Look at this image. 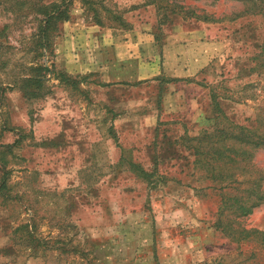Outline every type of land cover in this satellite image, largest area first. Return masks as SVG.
<instances>
[{
	"label": "rangeland",
	"instance_id": "374dc122",
	"mask_svg": "<svg viewBox=\"0 0 264 264\" xmlns=\"http://www.w3.org/2000/svg\"><path fill=\"white\" fill-rule=\"evenodd\" d=\"M0 0V264H264V4Z\"/></svg>",
	"mask_w": 264,
	"mask_h": 264
},
{
	"label": "trees",
	"instance_id": "16d2710c",
	"mask_svg": "<svg viewBox=\"0 0 264 264\" xmlns=\"http://www.w3.org/2000/svg\"><path fill=\"white\" fill-rule=\"evenodd\" d=\"M257 1H260V2H262L264 4V0H257ZM251 2L254 3L253 0Z\"/></svg>",
	"mask_w": 264,
	"mask_h": 264
}]
</instances>
